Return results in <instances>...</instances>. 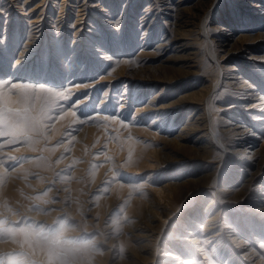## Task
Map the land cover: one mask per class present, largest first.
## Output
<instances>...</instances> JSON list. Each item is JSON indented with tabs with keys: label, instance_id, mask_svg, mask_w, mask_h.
<instances>
[{
	"label": "rangeland",
	"instance_id": "rangeland-1",
	"mask_svg": "<svg viewBox=\"0 0 264 264\" xmlns=\"http://www.w3.org/2000/svg\"><path fill=\"white\" fill-rule=\"evenodd\" d=\"M3 1L6 0H0V3ZM117 1L112 9L113 20L121 26L117 27L114 21L106 22L108 14H105L107 11L104 9L109 4L107 0L93 1L98 3L93 11L98 15L92 17L100 18L101 30L94 31L86 23L82 27L83 33L76 36V39L69 29L68 33L63 34L64 37L60 31L59 39L64 47V55L60 57L53 53V43L58 37L54 36L52 21L63 20L65 26L69 24V19L73 21V1L10 0L8 5L12 7L11 15L5 25V16L0 12V57L4 59L0 63V166L7 164L2 169L0 167V264H84L83 260L88 257L86 250L89 249L95 256L93 264H150L140 261L149 251H155L153 255L158 259L164 258L172 263L175 261L171 259L172 256H161L166 249L165 245L171 240L182 245L180 258L188 254L181 259V264L186 258L190 260L197 256L195 253L201 254L197 261L203 260L202 264H224L229 258V250L222 255L214 252L206 256L205 244L197 246L188 243V247H185L186 239H179L181 229L186 230L184 233L190 231L188 226L183 227L181 223L186 214H205L207 203L213 198V189L220 188H227L229 191L226 197L221 194V200L214 198V205H225L224 211H228V214L221 215L232 220L231 224H236L237 228L244 229L246 235L248 232L247 243L244 245H253L257 255L264 257V237L258 233L264 231L261 229L264 228V211L260 209V203H264V160L259 162L258 156L255 158L247 151L249 148L241 157L229 148L235 145L237 149H242L249 145L248 141L251 139L246 137L243 143L238 135L222 134L224 145L229 148L228 152L223 153L218 146L210 148L209 157L200 156L202 154L193 156L196 149L200 148L193 139L198 138L201 131L186 132L187 129L182 128L188 117L202 107L197 96L183 99L186 92L192 89L195 82L200 85L198 81L204 80L203 78L206 83L216 78V72L205 66L206 60L213 62L206 51L205 38L200 33L198 37L201 39L194 38L193 33L181 34L180 42L182 46L185 45L182 50H174L164 43L157 47L159 38L155 34L162 29L159 25L151 35L145 34L150 44L145 49L147 52L141 55L139 44L136 42L133 47H128L125 38L131 23L128 15L132 7H129V3H124L125 0ZM253 1L220 0L207 15L201 13L203 19H208L206 23L215 27V33L218 34L214 36V43L218 47V56H223L221 63L227 68L235 66L232 71L240 73V76L254 85V88L248 90L249 93L261 90L264 86V77L249 63L255 60L264 64V11L249 7L253 5L250 3ZM49 6H53L52 12L49 11ZM139 6L143 8L142 4ZM135 15L138 16L137 13ZM17 18L20 19L19 26L15 24ZM200 18L202 17L199 15ZM162 20L160 18L159 23ZM34 21L32 26L39 25L41 21L44 23L42 31H39L40 38L33 40L31 47H23L28 43L26 39L30 30L29 23ZM16 27L19 34L15 39L17 42H14L12 35ZM31 28L34 35L39 33L37 29L40 26ZM87 28L91 30H86ZM3 33L5 37L1 41ZM91 36L93 39L103 36L104 42L106 41L104 45L107 46L94 58V61L97 59L96 65L85 64L82 68L86 48L90 47L87 53L93 54L92 51L95 50L94 45H88L87 42ZM138 37L141 34H137L132 43ZM74 40H79L78 43L82 44V57L77 53L72 63H68L75 47ZM45 41L49 43L45 47L50 45L47 49L50 50V68L47 66L45 69L41 62L39 68L36 66V69L30 70L32 62L42 61V55L47 50L43 49L44 45H39ZM196 50L199 51L198 55L194 53ZM200 51L206 54L202 60H199ZM53 67L60 71V79L57 81L49 79ZM226 78L232 80L235 75L227 74ZM41 82L50 88L69 89L71 100L68 98L64 101L63 97L57 95L56 98L47 93L37 95L36 87ZM128 82L130 84L127 86L125 83ZM123 86L127 90L120 95L123 93ZM135 86L146 98L161 89L157 98H161L159 101L163 109L169 106L178 109L181 101L191 105L178 114L172 123L171 115L166 117L163 124L162 120L152 121L148 114L144 116L134 113L129 97L133 96ZM233 86L236 87L235 84ZM233 97L227 92L210 97V105L214 108L220 106L216 108L219 112L216 117L253 123L246 109L240 115L231 111V108L223 110L222 106L228 107ZM253 99L251 98L252 103L255 101ZM263 106L264 104L259 111H264ZM67 107H74V122L71 125L68 122L58 124V118ZM253 108L257 109L255 106ZM150 122L152 123L149 125ZM255 122H260L257 134L253 135L257 140L254 147L258 148L264 141V119ZM224 123L225 121L220 123L219 128ZM163 129L170 134L164 135L166 133ZM219 132L221 133V129ZM181 134L190 141H180L178 136ZM250 135L252 131L248 130L247 136ZM205 137L204 140H207L208 135ZM191 149L193 152L189 153ZM198 150L202 152V149ZM261 151L264 155V149ZM10 170L13 171L9 172ZM252 171L256 175L249 183L245 179ZM195 177L204 181L205 185L200 191L193 185ZM178 181L181 188L174 190V184ZM244 181L246 185L243 187ZM167 183H170L168 188L173 193L181 192L176 202L178 208L175 207L177 209L174 208V211L172 208L170 216L163 212L167 221L161 222L149 213V206L156 202L153 200L155 193L152 192L155 186L164 187ZM26 184H29L28 187ZM242 187L243 191H240ZM72 197L74 201L70 199ZM137 197L144 201H139ZM252 222L255 223L254 229L258 227V232L250 230ZM138 234L142 236L138 237ZM119 239H124L126 243L122 245V249ZM149 239L151 244H148ZM234 255L235 253L232 254L233 261Z\"/></svg>",
	"mask_w": 264,
	"mask_h": 264
},
{
	"label": "bare ground",
	"instance_id": "bare-ground-1",
	"mask_svg": "<svg viewBox=\"0 0 264 264\" xmlns=\"http://www.w3.org/2000/svg\"><path fill=\"white\" fill-rule=\"evenodd\" d=\"M9 1L6 0V1H3V3H0V12L2 13V15L5 16V22H4L3 25H5V24H7V22H9V18H10V15H11V8L12 7H11V5L10 6L8 5ZM70 1H73V3H74L73 6L75 8V11H73V12H75V14H74L75 18H73V21H70V19H69V21H67L69 23L67 26H65V24H63V22H64L63 20H60V21L53 20L52 21V23L54 22V33H55L54 36L58 37L56 39V41H55V44L53 43V45H54L53 53L55 55L59 56V57L61 55H64V54H62L63 53V48H64L63 47V43H62V40L59 39L60 31H61V34L63 35L64 33H68V29H69V31H71V33L74 36L73 38L76 39V36H80V33L81 34L83 33L82 27H84V24H86V23H87L88 27L94 28V31H100L101 30V26H100L101 20H100V18H97L98 16L96 18L92 17V16H95V15H98L97 13L96 14L93 13V11L96 9V7H95L96 4H98L96 2L95 3L93 2V1H96V0H82V1L81 0H70ZM107 1L109 2V4H108L107 8L104 9V10L107 11L105 14H108V17L106 18V20H107L106 22H111V21H114L113 20L114 11H112V9H113L115 3L118 2V1L117 0H107ZM219 1L220 0H125L124 3H129V7H132L130 9L132 11L130 12V10H129V15H128L129 18L131 17L130 21H131L132 24L130 23V27H128L127 30L125 29L126 30L125 38L128 41L127 42L128 47L129 46L133 47L136 44V42H137V45L139 44L138 46L140 47L139 53L141 55H143V53L147 52L145 50L146 48L149 47L147 45L150 44V41H149V39H146V35L145 34L151 35L152 31L155 28H159L158 27L159 25L162 26V29H161V32H159V33H158V30H157L158 34H155L159 38L158 39L159 43H156L157 47H160L164 43V45L165 44H166V46L169 45L170 48H172L174 50H177V51H180V50H182V48L185 47V45L182 46V43L180 42L181 41L180 40L181 39V37H180L181 34H184V35L185 34H190L191 35L193 33L192 34V35H194L193 37L194 38L196 37L198 39L199 38L201 39V37H198L201 34L202 38H205L203 40L206 43V51L210 55L209 59L213 60V62L206 60L207 62L205 64V66H206V68L210 67V70L212 69V71L214 70V72H216V75H215L216 78H214L213 80H209V83H206L207 81H205V78H203L204 80H202V81H198V80H201V79H198L197 81L199 82L198 84H200V85L195 84L196 83L195 82L193 84V87H191L192 89L189 92H186V94L183 97V99H187V98H192L193 99L194 98L193 96H197L196 98L202 102V107H200L193 114H191V116L188 117V120H186L182 124V128L183 129H187V130H185L186 132H192L193 130L201 131L198 134V138L193 139V140H195V143L198 146H200V148L196 149V151L194 152L193 156H195L197 154L198 155L202 154L200 156H204V157L208 156L209 157V155L211 153L210 148H212V147L216 148V147L220 146V148L222 149L223 153L228 152L227 149H229V148L231 150H233V152L238 153L239 156L246 154V152L248 151L255 158L258 156L260 158L259 162H263L264 155L262 154L263 152L261 150L264 149L263 148L264 146L262 145V144H264V141L262 142V144L258 148L254 147L255 146L254 143H256L257 140L253 137V135L257 134L256 130H258L259 125H260V122H255L254 123V121H259L261 119H264V111H259L260 108L262 109V105L264 104V86L262 87L261 90H258V91H254L253 90V91H251L249 93L248 90L254 88V85L247 78H244V77L240 76L239 75L240 73L238 74V72H233L232 68H234L235 66L234 67L232 66V68H227L225 65H223L221 63V60H222L223 56H221V58L218 56V47L214 43V36H217L218 34L215 33V27L211 26L210 23H206V20H208V19L207 18L203 19V15H201V13L202 14L208 13L210 11V9H213V5H218L217 3ZM254 1L250 2L253 5H249V7L252 6L254 9L257 8V9H262L264 11V0H254ZM207 2H210V4L207 5L206 4ZM246 2H248V0H246ZM66 3H67V1H66ZM69 3H71V2H69ZM141 4L143 5L142 9L140 8V6L138 7V5H141ZM71 6H72V4H71ZM206 6H208L209 9H207L208 7L206 8ZM52 7L49 6V11H51V12H52ZM124 7H126V6H124ZM124 7H122V10H121L122 12L124 11ZM89 10H90V13H89ZM42 11H43V9H42ZM3 12H4V14H3ZM61 12H64V11L62 10ZM135 13H137L138 16H136ZM65 14H66V12H65ZM110 14H111V16H110ZM199 15L202 18L199 19ZM56 17H58V16H56ZM67 17H69V16H67ZM160 18H161V20L163 18V20L159 23ZM126 19H127V17H126ZM38 21H39V19H38ZM119 21H120V19H119ZM114 22H112V23L117 25V21L115 20ZM31 23H29L30 30L28 31L29 34L27 35L28 37L26 39V41L28 43L23 45V47H31L32 46V41L35 40V39L39 40V38H40V32L42 31V28H43L42 26H43L44 23H42V21H41L39 23V25H34V26H32V25L35 24V21L32 24ZM15 24H16V26H19V24H20V19L19 18L16 19V23ZM261 24H262V22H261ZM164 25H167V26H164ZM39 26H40V28L37 29V31L38 32L40 31V32L39 33L36 32L37 34L34 35L35 33H32L33 30H32L31 27H39ZM118 26H121V25H117V27ZM225 27H223V28H225ZM16 28L17 29L13 30L15 32H13V35H12L14 42H17V41H15V39H16V37L19 34V29H18V27H16ZM226 29H228V28H226ZM86 30H91V29L87 28ZM75 34H78V35H75ZM137 34H141V37H138V39H136V41L132 43V40L135 38V36ZM119 35H121V34L119 33ZM81 36H83V35H81ZM4 37H5V34L3 33V37H2L1 41H4ZM63 37H64V35H63ZM123 38H124V35L122 36V39ZM104 40H105V38L103 36L99 37V38H96V39L95 38L93 39V36H91L87 40V42L89 43L88 45H94L95 48L94 47H92V48H94L95 50L92 51V52H94L93 54L92 53H87L86 51L89 50L90 47L88 48L86 46L87 48L84 51L86 56H85L84 62L83 63L81 62L83 64L82 68H84L85 64L96 65L95 61L97 59L94 61V58H96L98 56V53H101V51H103V48H106L105 46H107V45H104L105 42H106V41L104 42ZM78 41L79 40H76L74 42L75 47H73V51H72V54L70 56V59H69L68 63H72V61L74 60V57L76 56L77 53H79V56L81 55V57H82V53H80V49H81L80 46L82 44H81V42L78 43ZM92 43H94V44H92ZM118 43H120V42H118ZM4 44H5V42H4ZM46 44H49V43L47 41H45V43L40 44L39 47L41 45H44L43 49L47 50V49H49L50 45L45 47ZM121 44H122V41H121ZM5 45L7 46V44H5ZM72 46H73V44H72ZM38 49L40 50V48H38ZM41 50H42V48H41ZM196 51L195 52L193 51V52L195 54H197L199 51H197V52ZM200 53H201V51H200ZM176 54H177V52H176ZM40 55H41V52H40ZM205 55H206L205 53H203V54L201 53V56L199 57V60H202V57H204ZM42 56H44L42 58V61L41 60H37V62H32V67H31L30 70L36 69L35 67L36 66L38 67L39 63L41 64V62L45 65V69H46V67L48 66V61H49V57H50V50H47L46 52H44V54ZM173 56H175V54ZM194 56L195 55H193V57ZM263 56H264V54H263ZM78 60H80V59H78ZM3 62H4V59L0 57V63H3ZM15 63H17V61ZM58 63H60V62H58ZM68 63H66V65H68ZM249 63H250V65L253 67V69L256 72L260 73L261 76L264 77V74H263L264 73V64L257 63L255 60H253L252 62H249ZM6 64H8V62H6ZM0 65H2V64H0ZM64 69H65V67H64ZM59 74H60L59 69L56 68V67L55 68L53 67L52 71L49 74V79L57 81V80L60 79V75ZM67 74H68V72H67ZM158 74H160V73H158ZM227 74H233V76L235 75V79L232 78V80H231V79L226 78ZM35 75H37V74H35ZM63 75H64V71H63ZM133 75H135V73ZM133 75H131V76H133ZM153 76H156V74L153 75ZM162 76H164V75H162ZM220 76H222V77H220ZM234 80H235V82H233ZM3 81L5 82V80H3ZM86 81H89V79L86 78ZM12 82H15V81H12ZM43 83H44V81H43ZM43 83L41 84V86H39L40 84L38 83L39 85L36 87L37 95H38V93H47L48 95L50 94V95L56 96V98H58V97L62 98L63 97L64 101L67 100L68 98L70 99L72 97V96L70 97L71 93H70V90L67 89V88H65V89H62V88H59V89L58 88H50V87H47V86L43 85ZM25 84H27V83H25ZM125 84L128 86L130 83L128 82V83H125ZM234 84L236 85V87L233 86ZM0 86H1V84H0ZM122 90H123V93H120V95L121 94H125L127 89L125 88V86H123ZM160 91H161V89H160ZM160 91L153 92V94H151V96L149 98H146L144 96L143 92L142 91H138L136 89V86H135L133 88V92H134L133 96L129 97L131 102H132V104H133L134 113L135 114H142V115L144 114V116L148 114V116L152 117L151 118L152 121L153 120H162L161 121L162 124L164 123V120H166L168 118V116L171 115L172 117L170 119V123H172L173 119L175 120L176 116L177 117L179 116L178 114H181V112H184L186 107H190L189 105H191V103H187L186 104V101H181L182 103L179 104L181 107L178 108V109H176L174 107H171V106L164 107V109H163V107H161V104H160L161 102L159 101L161 98H159V99L157 98L158 92H160ZM224 92L231 93V95L234 96V97L231 99L232 101H231V104L229 105L230 107L229 106L227 107L226 105L222 106L223 110L225 108H231L232 109L231 111H234L236 114L240 115V113L244 112V110L246 109V111H248V113H250V116H251L250 120L253 123H250V121L249 122L248 121L244 122L242 120H232L231 118L225 119L224 114H222V116L224 118H221V117L217 118L216 117V115L219 113V112H217L216 108H219L220 106H217L216 108H214L212 105H210V103H209L210 102V97H212V95H215V94L217 96H220ZM146 93H147V91H146ZM57 95H58V97H57ZM127 97L128 96H125V98H127ZM251 98H254L253 100H255V101H253V103L251 101ZM74 104H76V103H74ZM130 105H131V103H130ZM61 106L62 105H60V107ZM253 106L257 107V109L253 108ZM67 108L64 111V113L61 115V117L58 118V122H57L58 124L65 123V122L67 123L68 122V124L71 125V123L74 122V120H75V113L73 111L74 107H72L71 109L70 108L67 109ZM224 121H225L224 125L221 128H219L220 127V123H222ZM151 123L152 122H150L149 125ZM68 124H66V125H68ZM170 125H168V126L170 127ZM220 129H221V133L219 132ZM163 130H164V133H166L164 135L170 134V133H167L166 129H163ZM248 130L252 131V135H250V137L247 136ZM146 132L149 133V130L146 129ZM155 134L158 135L156 132H155ZM222 134H224L225 136L238 135V138L241 139L240 142L242 141L243 143H244V141H245L244 139L246 137L250 138L251 140L248 141L249 145L245 146L244 148L241 147L242 149H237L235 145H232L229 148H227L224 145L225 141H224V138L222 137ZM206 135H208V139L204 140L206 138L205 137ZM260 136H262V135H260ZM184 138H186V137L183 136V134L178 136V139L180 141H190L188 138L187 139H184ZM213 140H214V142H212ZM192 147H193V145H192ZM248 148H249V150H247ZM198 149H202V152L200 153V151ZM192 152H193L192 149L189 150V153H192ZM247 155H248V153H247ZM239 156H238V158H239ZM248 156H250V155H248ZM181 157L184 158L186 156L185 155H181ZM26 160H28V159H26ZM6 165H4V166H6ZM4 166H0L1 169L4 168ZM216 168L218 170L219 165ZM13 170H16V169H13ZM13 170H10L9 172H12ZM254 171H252L251 174L247 177V179H245L247 182L250 183V181L255 178L254 177L256 175L255 172L257 170L255 172ZM8 180H9V178H8ZM24 180H26V179H24ZM25 182H27V181H25ZM232 183H234V182H232ZM172 184H174V183H172ZM26 185L28 187L29 184H26ZM169 185H170V183L165 184L164 187L163 186H155V190H152V192L155 193V194L153 193L155 195V199H153V200H155L156 202H155V204L154 203L150 204V206H149L150 212L149 211L148 212L152 216H155V218H157L161 222L167 221L164 218L163 214H162L163 212H165L168 216H170L171 213H172V211H170V210L173 208V211H174L175 207L178 208V206H176V202L178 200V197H179L181 191L173 193V191H171L170 188H168ZM174 185H175L174 190H176L177 188L178 189L181 188V183H179V181H178V183H175ZM193 185H195V187H196L195 189H198V191H200L201 190L200 188L202 186H204L205 184H204V181H202L200 179V177H195V178H193ZM245 185H246V182L244 181L242 186L244 187ZM243 187L240 188V191H243ZM90 188H91V186H90ZM206 189H208V188H206ZM228 191L229 190L227 188L213 189V191H212L213 198L208 201V203H207L208 204V208L207 209L205 208L206 209L205 214L201 215V214L197 213L195 215L189 216L188 213H187L186 214V218L181 223H182L183 227H187L188 226V228H190L188 230H190V231L188 233H184V232H186V230L185 229H181L182 233L180 234L181 236H179V239H183V240L186 239L185 241L187 242V245H185V247H188V245H189L188 243H192V244L197 245V246L200 243L201 244H205V246H206L205 249L206 250L204 251V253H206V256H207V254L214 253V252H216V253L218 252V253H220V255H222L227 250H229L230 251L229 258H227L226 263H224V264H228V263L229 264H264V260H263L264 257H262V255H259V256L257 255L256 249H254L253 245H251L249 247H246L244 245V244L247 243L246 236H248V232H247V235H246L244 229L237 228L236 224L235 225L231 224L232 220H230L229 218L226 219L225 215H223V216L221 215V213L228 214V211L227 212L224 211V210H226V207H225L224 204L219 205V206L218 205H214L213 199L217 198V199L221 200V198H222L221 194L226 197ZM71 196H72V193H71ZM142 196H144V195H142ZM137 198L139 199V197H137ZM140 198H143V197H140ZM70 199L73 200V197L70 198ZM139 201H144V200L139 199ZM177 208H175V210ZM260 209H261V211H264V203H260ZM160 218H162V219H160ZM101 219L99 220V222L101 221ZM176 222H174V223H176ZM196 222H197V225H196ZM198 222H199V224H198ZM262 223L263 222H260V224H262ZM254 224H255L254 222L251 223L252 227L250 228V230H253V231L255 230V232L256 231L258 232V230H257L258 227H256L254 229ZM143 227H145V226H143ZM261 229H264V228L262 227ZM198 230L200 231V233L197 234ZM258 233H259V235L264 237V231H260ZM258 233H257V235H258ZM147 235H149V234H147ZM137 236L141 237L142 235L138 234ZM242 239H243V241H242ZM255 240H258V239L255 238ZM259 241H260V239H259ZM139 242H140V240L138 241V243ZM119 243L121 245V246L119 245L120 249H122V245L126 244L124 239H119ZM234 243H236V244H234ZM145 244L146 243H144V245ZM148 244H151V240L150 239H149ZM263 245H264V243H263ZM178 246L180 247L182 245L176 244V242L171 240L168 244L165 245L166 249L163 251V254L161 255L162 257H165V258H168L167 256H172L171 259L175 260L172 263H169L164 258L163 259L162 258L158 259L157 256L155 257L153 255L155 253V251H152V252L149 251V254H147V256H143V258L140 259V261L143 262V263L150 262V264H158V263H162V264H181V262H180V261H182L181 259H183L188 254L184 255L183 258H180L182 256L181 255L182 248L180 247V249H177ZM134 249H135V247H134ZM187 249L188 248H186V250ZM234 253H235V255H234L235 258H234V261H233L232 260V254H234ZM86 254H88V257L87 258L85 257V259L83 260L84 264H93L95 256L93 257L92 251L90 249L86 250ZM195 254H197V256H194L190 260H187V258H186L182 264H202L203 260L197 261V259L200 258L201 254L200 253H199V255H198V253H195ZM220 255L217 254V256H219V257H220ZM91 257H93V258L91 259ZM207 261H209V260H207Z\"/></svg>",
	"mask_w": 264,
	"mask_h": 264
},
{
	"label": "snow or ice",
	"instance_id": "snow-or-ice-1",
	"mask_svg": "<svg viewBox=\"0 0 264 264\" xmlns=\"http://www.w3.org/2000/svg\"><path fill=\"white\" fill-rule=\"evenodd\" d=\"M64 225H63V223L61 222V227H63ZM33 264H35V262H33Z\"/></svg>",
	"mask_w": 264,
	"mask_h": 264
}]
</instances>
